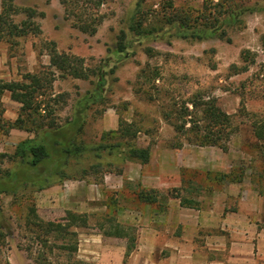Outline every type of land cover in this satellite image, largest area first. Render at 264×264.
<instances>
[{"label":"rangeland","instance_id":"374dc122","mask_svg":"<svg viewBox=\"0 0 264 264\" xmlns=\"http://www.w3.org/2000/svg\"><path fill=\"white\" fill-rule=\"evenodd\" d=\"M92 1L15 0L18 13L13 20L18 25L25 20L24 33L10 36L8 42L6 37L0 40L8 68L12 65L9 77L1 80H21L25 73L51 78L58 99L53 105L54 126L70 117L77 100L93 96L76 136L92 148L69 158L62 167L65 177H52L39 188L32 176L24 177L14 152L19 142L35 137L49 117H29L22 128L9 127L20 104L9 106L5 102H12L10 94L3 92L0 181L7 180L6 171H20L24 180L0 192V264H123L127 241L135 245L132 254L141 234L148 243L131 264H204L196 261L205 256L204 239L199 237L203 230L186 228L191 245L177 244L183 240V228L166 227L168 202L176 199L181 207L197 209L211 191L224 187L264 196V147L252 127L264 117V0H104L99 6ZM243 6L255 11L219 24L231 10ZM174 14L186 15L191 26H219L220 31L203 39L181 37L171 20ZM52 46L80 62L70 59L65 70L55 68L49 57ZM72 66L80 75L71 73ZM98 73L104 78L100 96ZM191 101L202 123L209 101L229 116L233 131L227 151L183 137L182 145H175L179 134L167 117L185 107L192 109ZM96 144L108 148L98 149ZM130 145L149 147V160L140 163L124 157L122 150ZM140 189L157 190L158 203L138 200ZM225 202L223 216L235 211L237 203ZM31 208L43 221H59L67 211L85 214L87 224L72 227L77 249L59 247L71 242L68 237H49L50 245L39 249L26 225ZM246 213L256 220L253 210ZM259 216L264 220V211ZM115 226L122 236L104 234ZM142 229L156 235L155 244ZM227 245L220 251L223 260L228 259ZM39 250L44 257L37 260ZM124 264H129V256Z\"/></svg>","mask_w":264,"mask_h":264},{"label":"trees","instance_id":"16d2710c","mask_svg":"<svg viewBox=\"0 0 264 264\" xmlns=\"http://www.w3.org/2000/svg\"><path fill=\"white\" fill-rule=\"evenodd\" d=\"M14 1L15 0H1L0 3V40L6 37L5 41L7 42L10 36H18L24 33L23 27L25 20H21L19 25L15 24L13 20V17L18 13ZM62 1L65 2V0ZM102 2H104V0H93L91 3L99 6ZM27 11H25L26 14L30 15L31 11ZM253 11H255V8L248 6L231 10L219 24L233 23L240 15ZM177 15H180V13ZM177 15H172L174 18H171V20L180 29L177 33L181 37L203 39L211 37L217 31H220L219 26L207 28L191 26L187 23L186 15H181L182 17L179 18ZM2 33L5 34V36H3ZM117 49L118 51H122L123 47L119 45ZM49 57L51 64L59 70H65V65H69V62H71L70 59L80 62L78 58L73 56L57 53L54 47L49 52ZM71 73L73 75H80L78 74L77 66H72ZM97 75L99 78L97 89L100 96L104 78L102 74L98 73ZM51 82V78L47 76L44 78L37 73H25L21 80L4 81L0 79V105L1 96L4 91H8L10 98L20 104L18 116L12 122H9V127L16 126L22 128L25 125L26 118L28 119L29 117H33V119L39 117L41 120L49 117L46 126L42 127L40 132H36L35 137L26 138L19 142L14 152L23 165L22 171L26 174L24 177L32 176L33 180L35 182L37 181L39 184V188L46 186L49 183V179L52 177H65L62 167L67 163L69 158L77 157L92 148V146L78 142L76 136L82 131L87 101L91 98L93 99V96L86 95L77 100L73 106L70 117L67 118L63 124L54 126L53 113L55 108L53 105L54 103H58V99L57 96L52 93ZM190 104L192 109L185 107L183 112L173 117H167V121L173 125L175 132L179 134L176 137L177 142L175 145L180 147L182 142L179 139L183 137L184 140L189 143H195L199 146L214 145L219 147L222 151H227V140L233 131L229 116L216 106L214 102L209 101L205 103V118L202 123L196 116L195 102L191 101ZM1 111L0 109V116ZM41 111H43V114ZM187 123L188 126H186ZM252 127L255 138L260 140L262 142V147H264V117L257 122H253ZM95 147L98 149L108 148L105 144H96ZM122 152L125 154L124 157L137 160L140 163H146L150 157L149 147L142 148L136 145H130L122 150ZM2 155L3 154H0V161ZM19 172H5L7 180L0 181V192L13 189L15 182H17L16 180H24L22 179L23 175L18 176ZM136 195L138 200L145 203H158L160 197L155 189H140ZM169 196L173 198L178 197L177 194H169ZM182 203L183 202H181V205H184V203ZM1 220L2 216L0 213V228L3 227ZM62 220H64V222ZM86 224L87 220L85 214L73 211H67L65 217L59 221H43L37 217L32 208L29 209L26 222L29 231L33 233V239L39 245V249H44V247L47 248L46 245H50V243L48 244L49 237L55 239H65L68 237L71 242H61L59 247L69 251L77 249V231L73 230L72 227L77 228L79 226H85ZM104 234L122 236L117 226L114 227L113 231H105ZM131 239L133 240L134 238L131 237ZM134 248L135 245L127 241L123 254V264ZM26 250L28 251L29 248H26ZM39 251L36 252L37 260L40 259L38 258L39 256L44 257L43 251Z\"/></svg>","mask_w":264,"mask_h":264},{"label":"crops","instance_id":"0c3cea01","mask_svg":"<svg viewBox=\"0 0 264 264\" xmlns=\"http://www.w3.org/2000/svg\"><path fill=\"white\" fill-rule=\"evenodd\" d=\"M6 58V48L4 45H0V78L9 77L10 71L12 70V65H9L10 68H8ZM11 101L12 102L8 101L5 103L9 106H13L15 101ZM7 110L8 109L5 110V113L8 114ZM184 160L185 158L183 157V163ZM262 193L255 190H228V188L224 187L219 190L211 191L210 198L201 200V206L197 209L181 207L178 205L176 199H170L168 202L169 218L167 219L166 227L170 225L172 228L178 224L182 225L183 240L181 243L177 241V244L183 246L191 245V236L186 233V228L203 230V233L199 234V237L204 239L203 243L206 248L204 250L205 256L203 259L196 260L198 263L264 264V220L259 216L260 211H264V196ZM232 199L237 202L235 211H228L226 215L223 216V203L227 201L228 205V201ZM248 210H253L255 212L256 220L247 218L246 212ZM142 230L151 237V244H155L153 237L156 235L152 232L148 233V229ZM167 237L169 236L167 235ZM169 240L174 243L173 236H170ZM146 241V236L141 234L138 244L139 248L129 255V264L132 263L133 258L135 259L134 255L141 252V246L148 243ZM227 243L229 255L228 259L223 260V258L220 257L222 256L220 251L226 248Z\"/></svg>","mask_w":264,"mask_h":264}]
</instances>
